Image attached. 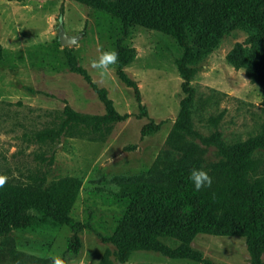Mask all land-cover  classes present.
<instances>
[{
    "label": "rangeland",
    "instance_id": "1",
    "mask_svg": "<svg viewBox=\"0 0 264 264\" xmlns=\"http://www.w3.org/2000/svg\"><path fill=\"white\" fill-rule=\"evenodd\" d=\"M53 15L57 20L63 18L68 35L81 34L75 45L61 43L62 23L48 22ZM247 38L241 29L227 33L192 67L191 126L202 137L218 135L226 144H236L263 131L262 88L245 69H236L227 60L234 47L245 44ZM120 47L128 48L130 56L123 71L136 88L121 78L119 65L103 83L97 82V73L89 67L98 48L117 51ZM183 53L171 34L138 24L125 26L118 18L79 0H0V174L16 179L45 174L50 182L75 178L81 183V192L73 218L84 222L88 208L94 210L93 229L79 234L82 248L74 258L65 255L71 229L37 211L30 212L33 224L28 229L0 236V244L12 241L20 251L47 264L53 255L77 264L81 259L85 264H252L247 239L240 234L201 232L189 241L152 234L142 244L130 242L128 248L114 241L121 215L107 200L118 190L114 181L145 179L159 157H174L170 137L194 141L206 149L207 161L217 160L216 148H206L179 126L186 97L178 69ZM69 54L90 82L72 69ZM93 85L105 90L115 109L129 118L96 140L62 138L51 146L30 137L66 107L83 115H104L105 106ZM150 124L159 127L144 135L143 129ZM258 157L264 161V148ZM125 249L128 256L122 263L119 258ZM261 262L264 264V253Z\"/></svg>",
    "mask_w": 264,
    "mask_h": 264
},
{
    "label": "trees",
    "instance_id": "2",
    "mask_svg": "<svg viewBox=\"0 0 264 264\" xmlns=\"http://www.w3.org/2000/svg\"><path fill=\"white\" fill-rule=\"evenodd\" d=\"M79 1L107 12L125 26L138 24L175 37L184 51L178 62L186 94L181 105L180 129L199 138L206 148L217 150V160L207 161L206 149L194 141L170 137L168 143L176 151L174 157H159L145 179L114 181L118 190L107 197L110 204L121 211L114 241L128 248L130 242L142 244L152 234L185 237L188 241L201 232L240 234L247 239L252 264H262L264 161L258 155L264 148V128L257 137L236 144H226L218 135L202 137L193 132L191 108L194 90L190 83L195 75L192 67L211 53L227 33L241 29L247 33V42L236 45L227 60L236 69H245L252 82L262 88L264 104V0ZM117 52L121 78L136 88L123 71L130 56L128 48L120 47ZM69 60L72 69L90 82V77L76 66L71 54ZM93 88L105 106L104 115H83L66 107L61 115H55L30 137L39 144L51 146L62 138L96 140L129 118V115H121L115 109L105 90L95 85ZM136 96L140 103L138 89ZM140 108L143 109L141 105ZM158 127L147 125L143 134ZM193 169H203L208 173L213 181L211 188L195 190L189 179ZM80 192L81 183L72 177L51 182L45 174L9 178L5 188L0 189V236L28 229L33 224L30 212L37 211L54 223L71 229L73 235L68 239L65 255L74 258L82 248L79 234L85 229H93L94 210L91 207L84 222L73 218L72 212ZM127 256L125 249L119 260L124 263ZM0 264L47 263L36 255L20 251L11 241L0 244Z\"/></svg>",
    "mask_w": 264,
    "mask_h": 264
},
{
    "label": "clouds",
    "instance_id": "3",
    "mask_svg": "<svg viewBox=\"0 0 264 264\" xmlns=\"http://www.w3.org/2000/svg\"><path fill=\"white\" fill-rule=\"evenodd\" d=\"M48 22L50 24L63 23V18L57 20L56 16H49ZM98 56L89 61V67L94 70L99 79L98 83H103L105 78L110 77L115 71V67L119 63V54L115 50L104 51L100 48L97 49ZM246 83H250L246 80ZM190 181L194 185L196 191H200L203 188H211L212 178L203 169H193L189 176ZM9 181L7 175L0 174V189L5 188ZM83 255V254H82ZM51 264H77V261L71 262L63 258L61 255H53L50 257ZM78 264H85V261L81 259Z\"/></svg>",
    "mask_w": 264,
    "mask_h": 264
},
{
    "label": "water",
    "instance_id": "4",
    "mask_svg": "<svg viewBox=\"0 0 264 264\" xmlns=\"http://www.w3.org/2000/svg\"><path fill=\"white\" fill-rule=\"evenodd\" d=\"M81 37V34L77 35V36H70L66 33L64 24L62 23L60 25V35H59V39L61 41V43L64 46H72L75 45L77 43V41L79 40V38Z\"/></svg>",
    "mask_w": 264,
    "mask_h": 264
}]
</instances>
